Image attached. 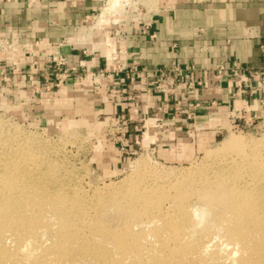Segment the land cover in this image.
<instances>
[{
    "label": "rangeland",
    "instance_id": "374dc122",
    "mask_svg": "<svg viewBox=\"0 0 264 264\" xmlns=\"http://www.w3.org/2000/svg\"><path fill=\"white\" fill-rule=\"evenodd\" d=\"M126 1L121 12L111 16L109 22L102 28H111V19L139 24L151 23L156 10H160L162 5L160 0ZM108 2L109 0H105L99 13L94 15L93 25L94 20ZM93 25L90 24L96 34L101 29L95 30ZM104 56L109 57L108 53ZM37 77L39 75L35 73V82L39 81ZM53 82L56 81L52 78L47 85ZM88 82L89 80H85L83 83ZM3 83L0 88V176L4 174L18 176L12 165L17 159L26 157V162L17 168L20 169L18 177L29 183L35 191L43 192V194L34 193L31 199L40 202L41 204L38 205L40 207L22 213L26 220H34V223L30 225L32 229L30 227L18 229V224L12 228L0 227V250L7 251L5 256H0L3 257L0 259V262L2 261L0 264L7 262V264H51L50 261L54 264L60 259L61 264H81L83 259L82 264H104V262L105 264L110 262L121 264L122 261L123 264H149V258L151 260L152 256L158 257L159 253L163 254L164 258L171 255L169 258L173 257L172 259H176V262L184 260L185 264H245V260L248 264H264V251H262L264 248H257L264 246L262 245L264 239H261L264 238V210H257L251 216L248 227L246 226L247 232H239L234 225L231 227L237 234L238 240L231 239L229 227L226 222H222L224 218L220 217L223 209L228 205L226 203L225 207L223 205L206 207L208 215H205L204 222L198 226V221L191 218L192 210L205 208L206 204L200 197L205 192L204 188L209 187V190H213L212 185L215 181L230 179L232 172H238L239 168L245 164L244 159L234 161V158H237L234 153L225 154L221 156L225 159H221L209 151L215 149L227 136L241 135L245 139L251 138L250 140L258 150H262L260 155H262V167H264V135L260 131L222 132L215 137V140L211 134H201L198 137L196 134L193 136L185 134L186 138H181L182 140H178L172 150L166 151L160 150L157 146L149 147L145 142L147 135H144L139 147L130 150L126 146V141L119 137L116 130L117 117L106 127L100 125L101 121H97V111L93 108L90 99L76 94L65 97L64 92L56 94L63 84L60 88L51 89L48 93L42 85L37 86V82L35 86L23 89L14 87L9 81H3ZM15 94L20 95L21 99L14 101ZM45 94H50L53 99L45 102V99L41 98L42 101L39 102V96ZM155 136L158 138L156 132L150 137L152 142L156 141ZM120 146L123 148L120 149ZM138 160H143L144 164L140 170L136 171L132 167ZM249 168L248 166L241 168L242 177L237 185L245 188H260L264 194V173L257 179L254 168ZM131 174H135L136 177ZM132 177L133 183L130 184L132 180L129 182L128 180ZM139 184L142 186L139 187ZM132 188H136L134 193L127 194L126 191ZM259 200L262 201L264 198ZM18 201L20 203L24 200ZM231 204L233 203H229V206ZM181 210L188 212L190 224L179 220L178 213ZM18 212L21 213V211ZM230 213L232 216L233 212L230 211ZM186 228L188 233L185 232ZM115 237L122 238L123 243L128 244L125 255L123 251L117 249L118 241L116 243ZM242 237L251 239L245 240L253 246L246 245ZM193 240L196 241L195 245ZM204 244L208 246L206 253L201 252L203 250H197ZM84 247L91 250L98 249L107 253V257L83 254ZM134 252L137 254L134 256L135 259L132 257V254L135 255ZM200 254H202L201 257ZM29 255L30 259H27ZM161 258L163 256L159 257Z\"/></svg>",
    "mask_w": 264,
    "mask_h": 264
},
{
    "label": "crops",
    "instance_id": "0c3cea01",
    "mask_svg": "<svg viewBox=\"0 0 264 264\" xmlns=\"http://www.w3.org/2000/svg\"><path fill=\"white\" fill-rule=\"evenodd\" d=\"M104 1L0 0V40H18L19 44L43 42L50 46L41 48L39 57L63 56L74 65L82 60L81 49L94 50V69L104 66L105 53L118 54L117 62H126L129 66L138 63L146 70L168 66L172 61L210 70L227 60L264 69V53L261 52L264 47V0H160L161 8L156 10L149 31L143 24L111 19V28H102L95 34L90 24L93 25L92 19ZM150 32L155 33L156 41L148 40ZM0 58L10 84L24 88L27 65L10 71L5 61L7 55L0 53ZM87 63L90 67V62ZM115 63L114 59H108V70L112 71ZM205 77L207 86L186 98H167L150 92L144 98L140 84L133 88L140 102L141 116L136 120L158 106L162 108L164 132L156 142L160 150H172L178 140L186 138L189 113L186 102L203 104L192 111L196 136L211 134L213 140L222 132H242V111L250 116L264 110L258 102L261 94L257 95V100L243 103L231 97L233 88L229 78L213 83ZM3 84L0 78V88ZM125 86L120 78L103 81L99 90L91 82L67 81L56 94L64 92L65 97L76 94L90 99L97 111V121L106 127L114 118L129 114L125 100L110 94L111 89ZM41 98L45 102L53 99L50 94L39 96V102ZM13 99L21 97L15 94ZM211 102L215 104L210 106ZM155 132L154 122H149L145 132L148 146L153 145L150 137ZM136 135L131 131L127 137L126 146L130 150L135 147Z\"/></svg>",
    "mask_w": 264,
    "mask_h": 264
},
{
    "label": "built area",
    "instance_id": "2783aa9c",
    "mask_svg": "<svg viewBox=\"0 0 264 264\" xmlns=\"http://www.w3.org/2000/svg\"><path fill=\"white\" fill-rule=\"evenodd\" d=\"M143 26L146 31H149L151 23H144ZM147 37L151 42L156 41V35L153 32H150ZM46 46L48 48L50 45L43 44L40 41L30 44H19L18 40L11 42L0 40V53L7 55L5 61L9 64L10 71L16 70L19 66L27 65L28 73L25 74L27 79L25 88L35 86L34 74L37 73L39 77L36 79H39V81H37L38 84L36 85H42L48 93L51 89L60 88L67 81L81 84L85 80H89L99 90L103 81L120 78L122 82H125L126 86L111 89L110 94L113 96L117 95L125 100L129 105V114L125 117H117L115 121L116 130L119 137L123 138L124 141H127L131 131L137 134L134 140L135 147H139V143L142 142L149 122H154L157 137L164 132V119L160 106L152 113H146L136 120V117L141 116L139 96L133 90L137 84L143 87L144 98L148 97L149 92L167 98L179 96L186 98L189 94L207 86L206 80H204L205 76L209 82L213 83L229 78L232 82L233 91L231 97L233 99L247 103L251 100H257V95L261 94L258 102L264 108V69L242 66L234 60L220 62L217 67L210 70L198 68L194 64H180L176 61H172L168 66L146 70L138 63L129 66L126 62H117L118 54H114L109 57L103 56L104 66L94 69V50L88 52L81 49L82 60L74 65L63 56L39 57L40 49L46 48ZM261 52L264 53V47H261ZM110 58L116 61L112 71L108 70L107 65V60ZM87 62H90V67L87 66ZM3 66V59L0 58V78L8 82L7 74L3 72ZM52 78L56 82L47 85ZM19 88L23 89V87ZM214 104V102H211L209 105L212 106ZM202 106L203 104L199 102H186V107L189 110L188 123L185 128L186 135L193 136L196 134L192 111ZM240 120L243 124L242 132L244 130L260 131L264 135V110L260 111L259 114L253 113L250 116H246V111H242ZM157 139L149 147H156ZM121 148L123 147L120 146Z\"/></svg>",
    "mask_w": 264,
    "mask_h": 264
},
{
    "label": "bare ground",
    "instance_id": "6f19581e",
    "mask_svg": "<svg viewBox=\"0 0 264 264\" xmlns=\"http://www.w3.org/2000/svg\"><path fill=\"white\" fill-rule=\"evenodd\" d=\"M151 1H154V0H151ZM127 1L126 0H109V2L107 3V5L106 6H104V8L102 9V11L100 12V14L96 17V20H94L95 22H94V25H93V27L95 28V30L97 29V30H100V29H102V26L103 25H106L107 23H108V21H109V19L111 18V16L113 17L114 15H116V14H118V13H120L121 12V10H122V6H123V4H125ZM102 8V7H101ZM120 10V11H119ZM251 139V138H250ZM250 139H245L244 137H242L241 135H229V136H227L226 138H224V140L223 141H221L220 142V144L215 148V149H212L211 151H209V152H212V155H214V156H216V157H221V156H224L225 154H228V153H234L236 156H237V158L235 159L234 158V161H236V160H238V159H244V163L245 164H243L240 168H239V170H238V172H232V175L230 176V179L228 178V179H223L222 181L221 180H219V181H215L214 183H213V185L212 186H214V188H213V190H209L210 188L208 187V188H204V194L202 195V196H200L201 197V199L203 200V202H204V204H206L205 205V208H201L200 210H192V216H191V218H193V220H196V221H198L197 222V226L198 225H200V224H202L203 222H204V218L206 217L205 215H208V213L206 212V207H211L212 205H225V203L226 204H228L227 205V207H225V209H223V212H222V215L220 216V217H222V218H224L223 219V221L222 222H226L227 223V226L229 227L228 228V232L230 233V237H231V239L233 238V239H237L238 240V238H237V234L233 231V229L231 228L233 225L234 226H236L238 229H239V232H242V233H245V232H247V228H246V226L248 227V221L250 220V218H251V216L255 213V211H257V210H264V200H262V201H260L259 199L260 198H264V197H261L262 195H264V194H262V192L260 191L261 189L260 188H258V189H256V188H254V187H248V188H245L244 186L243 187H241V186H239V185H237V182H238V180L240 179V177H242V173H241V168L242 167H245V166H248V168L249 167H251V168H254V173L256 174V176H258V178L257 179H259V176L262 174V173H264V167H262V155H260V152L262 151L261 149L260 150H258V148H257V146L253 143V141H251ZM233 154V155H234ZM229 155H231V154H229ZM243 157V158H242ZM222 158H224L225 159V157H221V159ZM232 158V157H231ZM27 158L26 157H21V158H19V159H17L14 163H13V165H12V168L14 169V172H16L17 174L16 175H18L19 176V170L20 169H17V168H19L21 165H23L24 164V162H26L25 160H26ZM230 159V158H229ZM227 160H228V158H227ZM210 162H212V161H210ZM209 162V163H210ZM212 163H214V162H212ZM220 163V162H219ZM242 163V162H241ZM143 164H144V161L143 160H138V161H136L135 162V164L133 165V170H136V171H138V170H140V168H142L143 167ZM240 164V163H239ZM236 165V164H235ZM250 169V168H249ZM142 170V169H141ZM210 171V170H209ZM215 171V170H214ZM247 171V170H246ZM13 172V171H12ZM132 172V171H131ZM140 172V171H139ZM143 172V171H142ZM133 173H135V172H133ZM132 175V174H131ZM136 175H138V173H136ZM18 176H15V175H13V174H11V176H9V175H3V176H0V227L1 228H3V227H7L8 226V228H12V227H14V225L15 224H18V229H28L29 227H30V225L31 224H33L34 223V220H26L23 216H22V213H26V212H29L31 209H35V208H37V207H40V206H38V205H40L41 203L40 202H35V201H32L31 199L33 198V194L34 193H40V194H43V192H40V191H35V189H33V188H31L30 186H29V183H26V181H24V180H20L19 179V177ZM129 176H130V174H129ZM133 177L135 176V174H133L132 175ZM129 178L130 180H128V182L129 181H131L130 182V184L131 183H133V179L134 178ZM136 177V176H135ZM252 177H253V174H252ZM179 178V177H178ZM127 180V179H126ZM135 180H137V179H135ZM140 180V179H139ZM246 180V179H245ZM241 181V180H240ZM126 182V181H125ZM136 182V181H135ZM127 184V183H126ZM40 185V184H39ZM127 185H129V184H127ZM171 185V184H170ZM62 186V185H61ZM140 186H142L141 184H139V187ZM173 186V185H172ZM191 186V185H190ZM253 186V185H252ZM127 187H129L130 188V186H127ZM176 187V186H175ZM218 187H219V190H218ZM146 188H148V187H146ZM179 188V187H178ZM127 189V188H126ZM136 188H132V189H130V190H128V191H126V190H124V191H126L127 192V194H133L134 192V190H135ZM221 189V190H220ZM142 192V191H141ZM98 193V192H97ZM143 193V192H142ZM187 193V192H186ZM62 197V196H61ZM123 198V197H122ZM127 199V198H126ZM18 200H24V201H22V202H20L19 203V201ZM257 200V201H256ZM258 200L260 201V202H258ZM127 201V200H126ZM177 202V201H176ZM63 203V202H62ZM124 203H125V201H124ZM182 203V202H181ZM184 203V202H183ZM229 203H233V204H231L230 206H229ZM120 204H121V202H120ZM126 205V204H125ZM118 206H119V203H118ZM56 207V206H55ZM120 207V206H119ZM185 208V207H184ZM67 209V208H66ZM188 209V208H187ZM59 210V209H58ZM18 211H21V213L20 212H18ZM40 211V210H39ZM74 211V210H73ZM169 211H171V210H169ZM176 211V210H175ZM229 211V212H228ZM230 211H232L233 212V214H232V216H230ZM71 212V211H70ZM155 212V211H154ZM214 212V211H213ZM87 213V212H86ZM230 213V214H229ZM68 214V213H67ZM78 214V213H77ZM30 215V214H29ZM32 215V214H31ZM30 215V216H31ZM152 215V214H151ZM160 215V214H159ZM178 215H179V220L182 222V223H187V224H190L191 223V219H190V216L188 215V212H185V211H183V210H181V211H179V213H178ZM191 215V214H190ZM28 216V215H27ZM81 216V215H80ZM167 217V216H166ZM166 217H165V219H166ZM169 217V216H168ZM175 218V217H174ZM218 218V217H217ZM232 218V219H231ZM49 219V218H48ZM51 219V218H50ZM143 219V218H142ZM261 219V218H260ZM193 220H192V222H193ZM217 220V219H216ZM195 221V222H196ZM218 221V220H217ZM219 221H220V219H219ZM67 222V221H66ZM161 222V221H160ZM48 223V222H47ZM143 223V222H142ZM151 223H153V222H151ZM150 223V224H151ZM128 224V223H127ZM147 224V223H146ZM170 224V223H169ZM169 224H168V226H169ZM223 224V223H222ZM74 225V224H73ZM156 225H158V224H156ZM216 225V224H215ZM57 226V225H56ZM111 226V225H110ZM137 226V225H136ZM212 226V225H211ZM210 226V227H211ZM220 226V225H219ZM17 227V226H16ZM133 227H135V226H133ZM147 227V226H146ZM167 227V226H166ZM194 227V226H193ZM214 227V226H213ZM216 227V226H215ZM75 228V227H74ZM81 228V227H80ZM109 228H112V227H109ZM126 228V227H125ZM189 228V227H188ZM250 228V227H249ZM30 229H32L31 227H30ZM29 229V230H30ZM34 229V228H33ZM38 229V228H37ZM73 229V228H72ZM97 229V228H96ZM120 229V228H119ZM190 229V228H189ZM193 229H195V228H193ZM199 229V228H198ZM11 230V229H10ZM21 230V231H22ZM71 230V229H70ZM93 230V229H92ZM114 230V229H113ZM201 230H202V228H201ZM200 230V231H201ZM204 230V229H203ZM205 230H207V228L205 229ZM255 230H257V228L255 229ZM4 231V230H3ZM13 231H15V230H13ZM26 231V230H25ZM39 231V230H38ZM51 231V230H50ZM53 231V230H52ZM68 231V230H67ZM112 231V230H111ZM175 231V230H174ZM187 231V228L185 229V232ZM191 231V230H190ZM251 232H253L252 230H250ZM9 232V231H8ZM17 232V231H16ZM15 232V233H16ZM33 232V231H32ZM72 232H73V230H72ZM103 232V231H102ZM113 232V231H112ZM151 232V231H150ZM166 232V231H165ZM180 232V231H179ZM195 232V231H194ZM203 232V231H202ZM259 232H261V231H259ZM258 232V233H259ZM13 233V232H12ZM51 233V232H50ZM67 233V232H66ZM124 233V232H123ZM123 233H121L122 235H123ZM152 233V232H151ZM173 233V232H172ZM184 233V232H183ZM187 233H188V231H187ZM192 233V232H191ZM7 234V233H6ZM11 234V233H10ZM72 234V233H71ZM125 234V233H124ZM154 234V233H153ZM203 234V233H202ZM201 234V236H203ZM216 234H217V232H216ZM249 234V233H248ZM254 234V233H253ZM262 234V233H261ZM32 235V234H31ZM30 235V236H31ZM51 235V234H50ZM70 235V234H69ZM137 235V234H136ZM147 235V234H146ZM155 235V234H154ZM179 235V234H178ZM204 235H205V233H204ZM243 234H241V236H242ZM255 235V234H254ZM8 236V235H7ZM54 236V235H53ZM116 236V235H115ZM118 236H119V234H118ZM151 236V235H150ZM169 236V235H168ZM173 236V235H172ZM186 236H187V234H186ZM188 236H189V234H188ZM215 236V235H214ZM18 238H19V236H17ZM27 237V236H26ZM72 237V236H71ZM98 237V236H97ZM135 237V236H134ZM133 237V238H134ZM159 237V236H158ZM163 237V236H162ZM195 237V236H194ZM193 237V238H194ZM204 237V236H203ZM43 238V237H42ZM41 238V239H42ZM48 238V237H47ZM64 238V237H63ZM73 238V237H72ZM87 238V237H86ZM89 238V237H88ZM114 238V237H113ZM116 238V243H117V241H118V244H117V249L119 250V251H123L122 253H123V255H125L126 253H127V247H128V244L126 245V244H124L123 243V241H122V238H119V237H115ZM243 238V240H244V242L246 243V245H249V246H253V245H250L245 239H247V240H251V239H249V238H246L245 237V239H244V237H242ZM250 238H251V236H250ZM2 239V238H1ZM78 239H79V237H78ZM98 239V238H97ZM100 239V238H99ZM104 239V238H103ZM129 239H131V238H129ZM137 239V238H136ZM151 239V238H150ZM156 239V238H155ZM205 239V238H204ZM217 239V238H216ZM253 239V238H252ZM260 239V238H259ZM261 239H264V238H261ZM10 240V239H9ZM53 240H55V238L53 239ZM63 240V239H62ZM92 240H93V238H92ZM113 240V239H112ZM128 240V239H127ZM132 240V239H131ZM140 240V239H139ZM183 240H185V238L183 239ZM202 240V239H201ZM241 240V239H240ZM256 240V239H255ZM59 241H60V238H59ZM67 241V240H66ZM88 241V240H87ZM141 241H143V240H141ZM164 241V240H163ZM192 241V240H191ZM262 241H264V240H262ZM19 242V241H18ZM65 242V241H64ZM99 242V241H98ZM108 242V241H107ZM130 242V241H129ZM138 242V241H137ZM193 242H194V245H195V242L196 241H194L193 240ZM199 242V241H198ZM237 242V241H236ZM5 243V242H4ZM23 243V242H22ZM25 243V242H24ZM30 243V242H29ZM105 243V242H104ZM139 243V242H138ZM143 243V242H142ZM147 243H148V241H147ZM15 244V243H14ZM21 244V243H20ZM46 244V243H45ZM97 244V243H96ZM107 245L109 244V243H106ZM130 244H132V243H130ZM198 244V243H197ZM200 244V243H199ZM203 244V243H202ZM236 244H238V243H236ZM240 244V243H239ZM251 244H252V242H251ZM18 245V244H17ZM48 245V244H47ZM78 245V244H77ZM80 245V244H79ZM103 245V244H102ZM106 245V246H107ZM134 245H136V244H134ZM133 245V246H134ZM193 245V246H194ZM234 245H235V242H234ZM262 245H264V244H262ZM25 246V245H24ZM23 246V247H24ZM105 246V247H106ZM162 246H164V245H162ZM167 245H165V247H166ZM187 246V245H186ZM185 246V247H186ZM199 246V245H198ZM202 246V245H201ZM237 246V245H236ZM258 246V245H257ZM257 246H255V247H257ZM66 247V246H65ZM71 247V246H70ZM81 247V246H80ZM83 247V246H82ZM96 247V246H95ZM139 247H141V246H139ZM148 247V246H147ZM246 247H248V246H246ZM5 248V247H4ZM79 248V247H78ZM92 248V247H91ZM93 248H94V246H93ZM101 248V247H100ZM99 248V249H100ZM104 248V247H103ZM109 248V247H108ZM112 248V247H111ZM142 248H143V246H142ZM160 248H162V247H160ZM193 248V247H192ZM200 248H202V249H200ZM252 248H254V247H252ZM257 248H259V249H261V248H264V246H261V247H257ZM6 249V248H5ZM71 249V248H70ZM137 249V248H136ZM146 249V248H145ZM19 250V249H18ZM57 250V249H56ZM129 250H130V248H129ZM134 250V249H133ZM154 250V249H153ZM196 250V249H195ZM197 250H203V251H201V252H205L206 253V251H208V246H206L205 244H204V246L203 247H199ZM220 250V249H219ZM251 250V249H250ZM250 250H248V251H250ZM255 252H257V249L255 248ZM1 252H0V256H5V254L7 253V251H5V250H0ZM79 251H82V250H79ZM137 251V250H136ZM135 251V252H136ZM148 251V250H147ZM171 251V250H170ZM262 251H264V250H262ZM38 251H36V253H37ZM76 252V251H75ZM83 254H94L95 256H97V257H102V258H104V257H107L106 256V254L107 253H104V252H102V251H100V250H91V249H89V248H86V247H84V250H83ZM131 252H132V250H131ZM134 252V253H135ZM139 252V251H138ZM138 252H136V253H138ZM146 252V251H145ZM196 252V251H195ZM261 252V251H260ZM10 252H8V254H9ZM24 253V252H23ZM69 253V252H68ZM68 253H66V254H68ZM80 253V252H79ZM112 253V252H111ZM114 253H116V252H114ZM113 253V254H114ZM125 253V254H124ZM135 253V255L134 254H132L133 256V259H135L136 257H134V256H136L137 254ZM154 253V252H153ZM152 253V254H153ZM163 253H164V251H163ZM197 253H199V252H197ZM17 254V253H16ZM25 254V253H24ZM35 254V253H34ZM63 254H64V252H63ZM81 254V253H80ZM109 254H110V252H109ZM118 254V253H117ZM131 253H129V256H131L130 255ZM151 254V255H152ZM170 254V253H169ZM173 254V253H172ZM21 255V254H20ZM62 255V254H61ZM61 255H60V258H61ZM112 255V254H111ZM110 255V256H111ZM122 255V254H121ZM128 255V254H127ZM142 255V254H141ZM160 255V256H159ZM159 255H158V257H151V260H150V258H149V264H180V263H183V264H185V262H184V260H182L183 262H176V259L175 260H173L172 258H169V256H171V255H169L168 256V258H164V255L163 254H160L159 253ZM174 255V254H173ZM205 255V254H204ZM207 255H210V254H207ZM233 255H235V253H233ZM243 255V254H242ZM253 255V254H252ZM260 256H261V254H259ZM69 256V255H68ZM78 256H80V255H78ZM109 256V257H110ZM113 256V255H112ZM116 256V255H115ZM139 256H140V253H139ZM144 256H146V255H144ZM144 256H142V258L144 257ZM155 256V255H154ZM163 256V258H161V259H159V257H162ZM166 257H167V255H165ZM202 256V254H200V257ZM211 256V255H210ZM7 257V256H6ZM28 257H30V255L29 256H27V259H30V258H28ZM57 257V256H56ZM65 257V255L63 256V258ZM66 257H67V255H66ZM75 257V256H74ZM90 257H91V255H90ZM89 257V258H90ZM94 257V256H93ZM148 257V256H147ZM194 257V256H193ZM205 257V256H204ZM203 257V258H204ZM207 257V256H206ZM209 257V256H208ZM3 258V257H2ZM1 257H0V259H2ZM45 258V257H44ZM52 258V257H51ZM84 258V257H83ZM82 258V259H83ZM111 258V257H110ZM126 258V257H125ZM131 258V257H130ZM139 258V257H138ZM153 258V259H152ZM229 258V257H228ZM232 258V257H231ZM242 258H244V257H242ZM48 259V258H47ZM81 259V260H82ZM97 259V258H96ZM100 259V258H99ZM113 259H114V257H113ZM127 259H129L128 257H127ZM144 259V258H143ZM185 259V258H184ZM191 259V258H190ZM199 259H201V258H199ZM53 260V259H52ZM54 260H56V259H54ZM68 260V259H67ZM86 260H87V257H86ZM85 260V261H86ZM106 260V259H105ZM115 260V259H114ZM118 260V259H117ZM117 260H116V262H117ZM130 260V259H129ZM251 260V259H250ZM35 261H36V259H35ZM39 261H42V260H39ZM60 261H62L61 259L58 261H55V262H59L60 263ZM70 261V260H69ZM91 261V260H90ZM104 260H102V262H103ZM110 261H112V260H110ZM126 261V260H125ZM136 261V260H135ZM137 261H138V259H137ZM141 261V260H140ZM139 261V262H140ZM148 261V260H147ZM186 261V260H185ZM2 262V261H1ZM0 262V263H1ZM6 262V261H5ZM21 262V261H20ZM54 262V264H56ZM67 262V261H66ZM79 262V261H78ZM84 262V259H83V261L81 262V264ZM130 262V261H129ZM190 262V261H189ZM209 262V261H208ZM241 262H242V260H241ZM4 263V262H3ZM8 263V262H7ZM6 263V264H7ZM50 263L51 264H53V262H51L50 261ZM58 263V264H59ZM73 263H74V261H73ZM114 263V262H113ZM119 263H121V261L119 262ZM133 263H134V261H133ZM146 263V262H145ZM188 263V262H187ZM244 263L245 264H248L247 263V261L245 260L244 261ZM18 264V263H17ZM26 264V263H25ZM34 264V263H33ZM61 264V263H60ZM70 264V263H69ZM97 264V263H96ZM104 264H105V262H104ZM110 264H111V262H110ZM121 264H123V261H122V263ZM128 264V263H127ZM131 264V263H130ZM142 264V263H141ZM147 264V263H146ZM261 264V263H260Z\"/></svg>",
    "mask_w": 264,
    "mask_h": 264
}]
</instances>
